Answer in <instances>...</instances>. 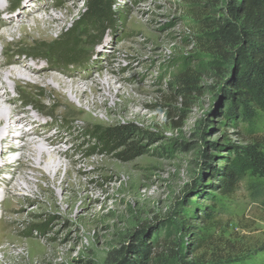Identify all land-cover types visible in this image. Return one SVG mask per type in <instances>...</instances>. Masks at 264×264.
I'll return each instance as SVG.
<instances>
[{
  "label": "rangeland",
  "instance_id": "obj_1",
  "mask_svg": "<svg viewBox=\"0 0 264 264\" xmlns=\"http://www.w3.org/2000/svg\"><path fill=\"white\" fill-rule=\"evenodd\" d=\"M21 1L5 5L11 11ZM86 1L50 0L55 15L66 13L65 3L77 5L62 35L37 46L6 37L0 53L43 54L80 76L94 64L110 67L109 76L125 78L117 87L136 97V115L115 122L91 116L87 132L74 133L70 147L83 145L72 157L87 162L79 167L88 175L73 174L79 192L57 190V202L48 195L24 201L13 214L16 226H0V264H264V179L247 173L226 197L216 173L247 147L264 154V112L245 120L238 106L234 120L228 117L225 76L237 42L226 30L228 0H112L115 24L104 33L82 25ZM69 55L81 61L68 63ZM38 92H12V106L29 100L25 108L32 109ZM123 126L131 127L124 147L98 148L100 132ZM142 244L148 254L136 263Z\"/></svg>",
  "mask_w": 264,
  "mask_h": 264
},
{
  "label": "bare ground",
  "instance_id": "obj_2",
  "mask_svg": "<svg viewBox=\"0 0 264 264\" xmlns=\"http://www.w3.org/2000/svg\"><path fill=\"white\" fill-rule=\"evenodd\" d=\"M31 1L22 0L17 9L9 8V11L5 2L10 0H0V42L10 37L12 44L23 42L37 46L43 38L51 40L54 35L61 36L69 22L68 16L77 6L65 3L66 13L61 11L55 15L51 9L56 2ZM1 14L5 16L1 18ZM7 45L4 50H8ZM4 55L5 52L0 53V226L3 232L16 226L18 219L13 214L22 211L24 201L38 202L41 196L48 195L57 202V190L77 194L79 182L74 181L73 174H87V170L79 167L87 162L72 157L83 145L70 147L77 135L74 133L80 130L79 134L84 135L91 116L109 122L134 117L136 111L130 104L137 101L127 87H117L125 78L109 76L110 67L94 64L96 70L80 76L71 70L61 71L43 54L27 53L22 58ZM29 57L33 58L32 63ZM40 59L46 60V66ZM95 71H100L98 76L94 75ZM26 89L38 90L42 99L36 102L29 98L34 102L32 109L25 108L30 102L25 99L23 105L13 107L16 100L11 93H23ZM118 97L121 103L117 102ZM35 110L38 114L32 115ZM20 112L25 114L23 118ZM48 116L52 121L43 123V118Z\"/></svg>",
  "mask_w": 264,
  "mask_h": 264
},
{
  "label": "trees",
  "instance_id": "obj_3",
  "mask_svg": "<svg viewBox=\"0 0 264 264\" xmlns=\"http://www.w3.org/2000/svg\"><path fill=\"white\" fill-rule=\"evenodd\" d=\"M227 16L230 19L227 32L236 33L237 42L229 56L230 73L225 76L228 83L230 111L228 117L234 120L237 107L243 109L241 118L248 120L254 110L264 112V0H228L226 3ZM115 24L112 0H87L82 25L93 28L100 33L112 28ZM74 41V37H72ZM68 63L79 62L78 58L69 55ZM233 73V74H232ZM192 72L182 75L185 85L192 80ZM130 126L116 129H106L95 138L100 150L115 151L124 147L125 138L130 133ZM219 180L223 194L231 197L236 192L240 180L251 173L254 177L264 179V154L258 146L244 149L243 157L238 156L235 164L222 166ZM205 217H212L210 213ZM198 242V240H196ZM145 244L136 252L140 262L142 254H148ZM121 264H133L126 261Z\"/></svg>",
  "mask_w": 264,
  "mask_h": 264
}]
</instances>
